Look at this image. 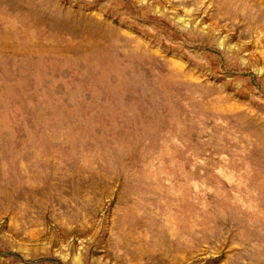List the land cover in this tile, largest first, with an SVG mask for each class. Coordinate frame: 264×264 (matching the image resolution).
<instances>
[{
  "label": "rangeland",
  "instance_id": "1",
  "mask_svg": "<svg viewBox=\"0 0 264 264\" xmlns=\"http://www.w3.org/2000/svg\"><path fill=\"white\" fill-rule=\"evenodd\" d=\"M0 264H264V0H0Z\"/></svg>",
  "mask_w": 264,
  "mask_h": 264
}]
</instances>
